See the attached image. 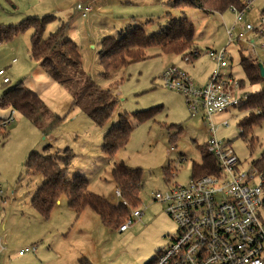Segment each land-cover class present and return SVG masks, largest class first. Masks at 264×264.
<instances>
[{
    "label": "rangeland",
    "instance_id": "obj_1",
    "mask_svg": "<svg viewBox=\"0 0 264 264\" xmlns=\"http://www.w3.org/2000/svg\"><path fill=\"white\" fill-rule=\"evenodd\" d=\"M167 1L0 0L1 24L52 14L56 18L47 25L46 37L58 25L66 23L65 38L73 40L82 58L81 66L73 67L60 59L58 46L53 49L50 55L66 78L67 82L63 78V83L51 76L40 61L30 58L31 30L0 44V69L10 80L2 83L3 76H0V98L7 89L22 84L39 94L50 113L62 118L54 129L43 133L42 126L50 117L35 123L14 110V120L0 133V185L7 199L0 210V236L4 245L0 264H148L176 236L177 224L165 213L164 205L154 200V195L165 192L173 184L188 183L192 164L202 161L200 148L210 138L209 120L201 112L192 116L185 97L166 87L161 73L171 65H188L198 80H203L215 64L206 51L226 48L231 56L229 70L236 80L243 81L238 82L239 90L235 94L257 92L263 89L264 83H249L240 59L242 55H251L263 64L260 45L264 44V38L254 35V48L245 38L227 45L226 23L219 13L195 6L169 8ZM167 11L175 18L184 15L195 25L193 42L198 58L183 64L179 62V55L161 54L158 47H151L143 60L103 74L98 64L103 38H117L141 24L147 34L156 32L166 24ZM263 11L264 0H253L251 20ZM223 13L225 21H233L231 10ZM189 77L194 79L192 75ZM93 93L91 99L89 95ZM75 98L78 104L73 105ZM113 100L116 104L108 121L102 126L95 124L89 117V108ZM153 106H159L155 115L135 123L125 147L114 157H108L102 151L103 135L117 125L118 116L122 113L132 116ZM10 111V107L0 106V117ZM245 114L233 108L215 114L212 119L217 138L228 143L247 167L264 150V124L253 129L257 139L250 148L240 137L238 128ZM224 120L228 126L221 124ZM172 135H175L174 143L170 141ZM48 144L53 148L46 151ZM66 148L71 151L68 175L83 176L92 192L115 205L120 198L115 194L116 186L110 175L112 166L123 162L129 168L138 169L142 188L136 208L142 211L141 218L126 231L119 232L103 225L89 208L76 214L68 207L65 197L53 207L48 219L43 218L31 201L44 178L27 173L25 162L32 151L64 155ZM168 165L172 175L166 181L162 169ZM30 246L36 249L18 254L20 249Z\"/></svg>",
    "mask_w": 264,
    "mask_h": 264
},
{
    "label": "trees",
    "instance_id": "obj_2",
    "mask_svg": "<svg viewBox=\"0 0 264 264\" xmlns=\"http://www.w3.org/2000/svg\"><path fill=\"white\" fill-rule=\"evenodd\" d=\"M169 8L183 9L188 6H195L209 12L223 13L230 7L244 8L242 0H168L165 3ZM166 24L158 31L147 34L143 25H135L121 33L117 38L105 37L101 40V49L98 54V64L103 74H109L121 66L131 62H137L147 57V49L158 47L162 54L180 55L181 58L189 56L190 61L199 57L198 50L194 47L195 25L186 17L175 18L169 11L166 12ZM52 14L43 16H29L15 24L4 25L0 23V44L13 39L15 36L31 30L30 35V58L40 61L41 65L47 67L51 76L57 80L64 78L51 57V52L57 46L60 48V59L68 65L79 67L82 63L81 54L77 45L68 38H65L67 24L61 23L46 37L44 33L49 23L55 20ZM148 21L145 22V24ZM195 53V55H194ZM259 62L251 55L241 56L240 65L249 83H264L261 76ZM264 66V63H263ZM67 82V81H66ZM239 82H243L240 80ZM99 90V89H97ZM91 99L94 93L90 94ZM78 104L75 98L73 105ZM116 101L98 105L89 112L90 119L97 125H104L110 118ZM0 106L18 111L35 123L51 118L42 127L43 133L54 129L61 121V117L53 115L45 106L39 94L24 87L22 84L7 89L2 98ZM159 106H153L129 116L122 113L118 116L117 125L110 128L103 135L102 151L108 157L115 154L128 142L134 124L140 123L155 115ZM246 114L239 120L238 128L240 137L245 139L250 148L256 142L253 129L264 124V87L263 89L249 93L247 99L238 107ZM6 129L0 130L4 133ZM181 130V129H180ZM175 135L170 138L174 143ZM207 143L200 148L202 161L192 164L191 178L211 173L216 169L217 163L214 157L206 152ZM47 145L46 151H49ZM64 155L35 151L29 153L26 162V172L40 174L44 181L38 186L33 197L32 206L43 217L48 219L53 207L61 197H65L69 208L76 214H80L85 208L94 211L100 218L103 225L110 229H118L124 220L130 215L132 209L139 204V193L142 188L141 174L138 169L127 167L123 162L115 163L110 175L115 186L120 191V202L115 205L101 195L95 194L89 189V182L83 176L76 174L68 175L70 167L71 151L64 149ZM258 165L264 170V150L261 152ZM166 181L171 177V167L168 165L162 169ZM126 202V205L122 203Z\"/></svg>",
    "mask_w": 264,
    "mask_h": 264
},
{
    "label": "built area",
    "instance_id": "obj_3",
    "mask_svg": "<svg viewBox=\"0 0 264 264\" xmlns=\"http://www.w3.org/2000/svg\"><path fill=\"white\" fill-rule=\"evenodd\" d=\"M242 2L241 10L229 8L234 23L226 30L227 45L247 39L250 32H258L264 38V15H260L256 24L247 20L253 0ZM238 23L242 26H237ZM254 43H250L252 48ZM260 48L264 53L263 43ZM206 53L215 64L204 84H196L177 65L168 66L161 79L166 87L185 97L192 116L201 112L209 120L206 152L214 157L217 166L211 173L190 178L186 184H173L165 192L155 193L154 200L164 205L165 213L177 224V234L148 264H264V170L257 160L244 167L230 145L217 138L212 119L215 114L238 108L249 94L233 92L239 83L228 73L230 56L226 48L208 49ZM182 61L188 63L190 57L184 56ZM0 76L2 83L9 82L3 69ZM13 120L11 109L7 117L0 118V130ZM221 124L229 125L227 120ZM115 194L120 197L119 189H115ZM6 201L0 185V210ZM122 203L126 205L125 201ZM141 214L139 209H132L118 231H126ZM35 249L25 247L18 254ZM3 250L0 236V254Z\"/></svg>",
    "mask_w": 264,
    "mask_h": 264
},
{
    "label": "crops",
    "instance_id": "obj_4",
    "mask_svg": "<svg viewBox=\"0 0 264 264\" xmlns=\"http://www.w3.org/2000/svg\"><path fill=\"white\" fill-rule=\"evenodd\" d=\"M86 9H90V7H85ZM166 13V12H165ZM182 13H183V11H182ZM251 9H249L248 11H247V16H246V18H247V20H250V21H252V22H254L255 24L256 23H258V20H259V17H260V14L261 15H264V11L262 12V13H258V15H257V17H256V19L255 20H251V18L250 17H252L251 16ZM221 16H222V20H223V22L224 23H226L225 24V29L227 30V28H229L233 23H234V16H233V21L231 20V21H229V20H227V21H225V19H224V13H219ZM234 15V14H233ZM166 19H167V15H166ZM148 22H150L149 20H148ZM147 25V24H146ZM237 26H242V24H239L238 23V25ZM227 34V33H226ZM254 35H258V32H250L249 34H248V37H247V42H248V45L249 46H251V42L253 41V42H255L254 41ZM73 41V40H72ZM226 47V46H225ZM162 54V53H161ZM229 54V53H228ZM180 56V55H179ZM229 56H230V54H229ZM13 59H15V58H13ZM13 59H12V63H14V62H16V61H13ZM180 60L181 61H179V62H182L183 64H189V62L188 63H185V62H183L182 61V58H181V56H180ZM230 60H231V56H230ZM190 62H192V61H190ZM181 65V64H180ZM181 67L183 68V69H185L186 71H187V73L189 74V75H192L193 77H194V82H197L198 83V85H202V84H204L207 80H208V78H209V76H210V72H209V74H207V76L205 77V79H203V80H198V78H197V76L195 75V74H193V72H192V69L191 68H189L188 67V65L186 66V65H181ZM231 66H230V64H229V67H228V73L233 77V75H232V72L229 70V68H230ZM192 68H195V67H192ZM212 70V69H211ZM194 71V70H193ZM234 78V77H233ZM238 82L240 81V80H237ZM9 82H10V80H9ZM237 90H239V88L237 89ZM236 90V91H237ZM233 92L235 93V89L233 90ZM9 114L7 113V114H5L4 116H1L0 118H4V117H7ZM43 137H46L45 135L43 136ZM48 145H50V147L51 148H53V145H51V144H48ZM60 199L57 201V203H60Z\"/></svg>",
    "mask_w": 264,
    "mask_h": 264
},
{
    "label": "water",
    "instance_id": "obj_5",
    "mask_svg": "<svg viewBox=\"0 0 264 264\" xmlns=\"http://www.w3.org/2000/svg\"><path fill=\"white\" fill-rule=\"evenodd\" d=\"M258 66L260 68L261 76L264 78V66L262 63H259Z\"/></svg>",
    "mask_w": 264,
    "mask_h": 264
}]
</instances>
